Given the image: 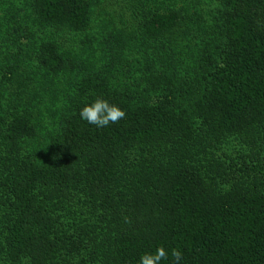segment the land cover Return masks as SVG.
I'll return each instance as SVG.
<instances>
[{
    "label": "trees",
    "instance_id": "trees-1",
    "mask_svg": "<svg viewBox=\"0 0 264 264\" xmlns=\"http://www.w3.org/2000/svg\"><path fill=\"white\" fill-rule=\"evenodd\" d=\"M135 1L140 18L118 2L130 28L112 0L0 6V264H139L161 246L160 264H264V189L228 188L211 151L264 121V0ZM97 98L125 117L82 119Z\"/></svg>",
    "mask_w": 264,
    "mask_h": 264
},
{
    "label": "rangeland",
    "instance_id": "rangeland-1",
    "mask_svg": "<svg viewBox=\"0 0 264 264\" xmlns=\"http://www.w3.org/2000/svg\"><path fill=\"white\" fill-rule=\"evenodd\" d=\"M19 1L20 0H15ZM121 0H112L111 7H114L118 12L117 17H120L119 20L116 22L120 24L123 22V27L130 28V26L126 25L128 19L130 18V14L125 9H121L118 5V2ZM133 1V4L137 6V11L134 13L136 18H140V9L138 7V1ZM162 1V0H161ZM166 6L163 5V2L160 3V7L163 10L166 7H170L177 10L184 9L186 13L191 14L195 5H198L199 0H166ZM201 5H204L205 0H200ZM0 6L2 10L5 11L7 14L12 16H16L19 12H22L21 2L20 4L14 3V0H0ZM156 6V4H154ZM151 6V7H154ZM185 6V7H184ZM107 12V11H106ZM104 12L107 17L109 14ZM95 14V12H93ZM185 14V13H184ZM208 16L205 25L208 33L210 36L216 39L217 34H221L223 32L224 27L221 25L220 20L217 17ZM54 25L48 24L47 22L44 23H34L28 26L26 31V36H49L52 33ZM121 33V31H120ZM119 33V34H120ZM130 35L129 33H126ZM68 38L66 40L70 41L74 36L72 32L68 34ZM21 40V38H20ZM12 50V48H11ZM89 54H93L92 49L87 51ZM89 59L93 60L91 57H86L85 61H90ZM88 60V61H87ZM211 65V64H210ZM209 63L205 69V72L208 70L211 72L212 65L210 66ZM206 74V73H204ZM249 133H245L243 140H239L238 142H230V140L226 141H216L214 145H212V153L215 157L219 159V167L221 168V173L224 175L225 178H228V183L226 186L228 188L235 187L237 185L242 184L244 186L243 194L249 195L256 190H263L264 189V121L255 122L253 126L248 130ZM222 142V143H220ZM244 159V160H243ZM244 163H249L248 167H243Z\"/></svg>",
    "mask_w": 264,
    "mask_h": 264
},
{
    "label": "clouds",
    "instance_id": "clouds-1",
    "mask_svg": "<svg viewBox=\"0 0 264 264\" xmlns=\"http://www.w3.org/2000/svg\"><path fill=\"white\" fill-rule=\"evenodd\" d=\"M125 115L124 110L101 98H97L91 104H86L80 110L81 118L97 127H107L110 123H117ZM171 254L175 261L182 258V253L178 249H173ZM167 256L168 253L162 246L157 247L155 253L143 254L139 264H160V261L166 259Z\"/></svg>",
    "mask_w": 264,
    "mask_h": 264
}]
</instances>
